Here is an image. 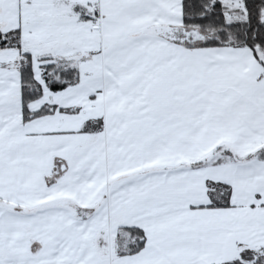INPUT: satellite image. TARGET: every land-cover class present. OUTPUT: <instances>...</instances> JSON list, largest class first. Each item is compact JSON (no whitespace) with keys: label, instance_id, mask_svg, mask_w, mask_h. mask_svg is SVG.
Listing matches in <instances>:
<instances>
[{"label":"snow or ice","instance_id":"1","mask_svg":"<svg viewBox=\"0 0 264 264\" xmlns=\"http://www.w3.org/2000/svg\"><path fill=\"white\" fill-rule=\"evenodd\" d=\"M0 264H264V0H0Z\"/></svg>","mask_w":264,"mask_h":264}]
</instances>
